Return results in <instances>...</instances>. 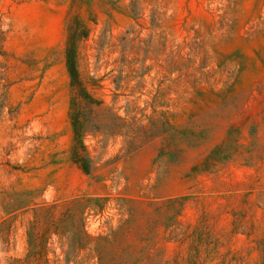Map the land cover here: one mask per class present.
Returning <instances> with one entry per match:
<instances>
[{
  "label": "rangeland",
  "instance_id": "1",
  "mask_svg": "<svg viewBox=\"0 0 264 264\" xmlns=\"http://www.w3.org/2000/svg\"><path fill=\"white\" fill-rule=\"evenodd\" d=\"M0 264H264V0H0Z\"/></svg>",
  "mask_w": 264,
  "mask_h": 264
},
{
  "label": "trees",
  "instance_id": "2",
  "mask_svg": "<svg viewBox=\"0 0 264 264\" xmlns=\"http://www.w3.org/2000/svg\"><path fill=\"white\" fill-rule=\"evenodd\" d=\"M76 46L77 39L70 37L66 41L64 50V61L71 91L69 123L72 131V144L69 155L71 162L82 173L91 175L93 173V161L84 144V137L88 133H96L100 130L99 109L103 102L88 89L80 76L77 67ZM115 118L118 117L115 116Z\"/></svg>",
  "mask_w": 264,
  "mask_h": 264
}]
</instances>
